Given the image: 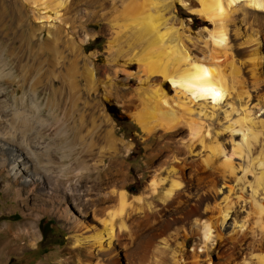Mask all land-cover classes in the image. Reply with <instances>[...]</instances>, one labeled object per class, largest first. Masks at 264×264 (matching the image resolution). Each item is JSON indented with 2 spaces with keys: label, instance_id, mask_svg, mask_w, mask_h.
Listing matches in <instances>:
<instances>
[{
  "label": "rangeland",
  "instance_id": "1",
  "mask_svg": "<svg viewBox=\"0 0 264 264\" xmlns=\"http://www.w3.org/2000/svg\"><path fill=\"white\" fill-rule=\"evenodd\" d=\"M46 1V12L50 19L40 22L36 18L38 13L33 10V0H0V89L4 91L0 94V134H5L3 138L10 134L15 140H20V118L12 110L15 106H21L27 111L26 122L29 124V129L26 128L23 134L29 142H34L32 127L37 128V124L30 118L33 113L30 108L36 105L44 119L43 129L51 135L45 136L43 142L50 148H54L52 142L59 147L51 151L56 169L73 168L82 162L92 178H96L97 173L102 174L103 199H109L111 189H116L125 191L130 199L136 197L144 202H160L172 178V173L168 171L173 164L182 161L186 176L184 180L191 177L192 185H197L204 192L201 212L196 217L198 222L214 223L218 218L217 209L228 208L225 222L222 225L217 223L223 240L231 233L233 224L244 223L243 231L246 233L256 231L249 195L254 188L255 178L262 172L257 163L264 160V94L261 95L264 91H260L259 87L264 86V12L248 9L242 13L237 7L232 14L233 25L229 23L226 26L227 53L231 54L236 65L242 63L240 78L226 77L227 81L233 83L229 94L213 106L207 101V106L202 110L203 101L190 97L192 99L187 105L192 114L183 113L175 105L172 107L181 124L171 129L157 127L146 131L135 120H130L133 118L132 113L140 107V97L144 95L140 89L148 91L152 85L158 84L169 98L173 92L166 80L160 84L159 76L152 75L145 79L143 74L137 73L134 62L124 66L125 59L122 56L126 46L121 35H116L117 25L121 21H115L112 17L115 10H121L123 0H63L59 6L57 4L61 0ZM157 1L161 16L168 19L165 26L177 29L175 35L183 42L193 61L201 59L199 42L205 39L212 26L190 14L178 0ZM54 7L56 15L53 13ZM235 28H238V35L234 34ZM254 33L258 37L257 49L263 72L259 85L252 84L248 74L249 65L245 60L250 50V46L245 43ZM118 52L115 62H112ZM136 52L134 48L131 55ZM122 66L132 75L126 77L116 70ZM91 67L94 68V80L90 83L86 81L85 73ZM222 67L228 74V67ZM115 70L117 73L114 75ZM189 119L207 131L205 143L214 138L221 151L206 167L200 169L192 164L209 156V151L186 135L183 123ZM241 119L257 132L255 146L250 143L248 149L243 147L240 132H237L236 123ZM116 120H126L134 128L117 123ZM55 132L56 136L52 135ZM3 141L6 144L0 148V162L6 166L0 173V228L19 224L25 217L34 216L37 239L31 245L27 236H6L0 231L1 241L10 240V249L0 254V264H75L74 255L69 251L70 227L77 215L74 204L71 199L66 200L69 203L67 206L61 202H49L44 196V193L49 192V185L43 187L30 180L24 172L17 170L20 165L16 167L15 180L19 187H27L28 195L14 196L6 180L11 179V175L7 176L8 150L14 148L5 139L0 143ZM134 147L141 150L139 156H129ZM223 162L228 163V168L223 169ZM29 168L33 169V165H29ZM151 177L164 179L152 195L148 193ZM107 179L116 182V185H107ZM64 180L68 181L66 187L79 186L75 176ZM83 183L88 186L89 179ZM35 190L42 191L44 197H38L37 201L32 199L30 194ZM260 193H256L258 199L262 197ZM38 202L45 204L43 207L48 211L42 212L38 206H34ZM50 205L58 209L54 210ZM113 206L110 203L108 207ZM61 208H66L65 217H60ZM40 221L45 230L44 236L39 228ZM88 223L98 226L92 220ZM179 227L186 226L178 222L169 232ZM152 234H157L156 230H144L140 244H144ZM159 237L154 239L155 244L159 242ZM178 241L182 242L181 251L188 261L194 253L193 249L198 250L201 245L198 237L193 235L185 239L180 237ZM219 245L207 250V257L212 264L228 263L227 257H217ZM16 247L20 249H14ZM200 258L204 259L203 253ZM119 260L124 264L122 255Z\"/></svg>",
  "mask_w": 264,
  "mask_h": 264
},
{
  "label": "bare ground",
  "instance_id": "2",
  "mask_svg": "<svg viewBox=\"0 0 264 264\" xmlns=\"http://www.w3.org/2000/svg\"><path fill=\"white\" fill-rule=\"evenodd\" d=\"M33 1V10L38 13L36 18L40 22H48L50 19V15L46 12L48 2L46 0ZM61 1L57 6L63 3V0ZM178 1L190 14L212 26L211 29H208L205 39L199 42L201 43L199 48L202 50L200 61H193L183 42L177 37L178 35H175L177 29L165 26L168 19H163L161 16L157 0H123L121 10H115L112 16L113 20L121 21V24L117 25L116 35H121L126 46V51L122 56L125 59L124 66L134 62L137 65V73L143 74L145 79L157 75L160 77V84L161 81L166 80L172 88L173 94L170 98L158 84L152 85L148 91L140 89L144 95L142 98L140 97V107L132 113V117L139 127L146 131H152L157 127L171 129L181 124L172 107L175 105L183 113L192 114L190 106L187 105L192 99L190 97L203 101V105L200 107L202 110L207 106V101H210L213 106L229 94L233 83L232 81L230 83V80L227 81L228 78L226 79V77L240 78L239 69L242 63L236 65L230 56L231 54L227 53L226 26L229 23L233 25L232 14L237 7L243 11H241L242 13L247 12L248 9L264 12V0ZM53 10L56 15L55 7ZM233 31L234 34L238 35V28L233 29ZM245 44L250 46V50L245 55V60L249 65V78L253 85H259L262 81L263 72L260 64V53L257 49V33L248 37ZM192 47H194L193 44ZM134 48L137 49V52L131 55ZM118 55L119 52L115 54L112 62H115ZM222 56L223 59H221ZM223 65L228 67V74H225ZM116 70L125 74L126 77L132 75L123 66ZM116 70L114 75L117 73ZM85 79L90 83L93 82L94 68L91 67L86 71ZM259 87L260 91H264V86ZM2 92L4 91L0 89V94ZM30 110L33 112L32 115L30 114V118L37 124V128L32 127V136L35 134L34 142L30 141L33 143L32 145L23 134L26 128L29 129V124L26 122L27 114L25 113L27 111L25 112L21 106H15L12 110L14 115L20 118L18 130L21 133L20 140H15L14 136L9 133L10 136L7 135L5 138H3L5 134H0V142L5 139L9 142L8 145L10 144V147L14 148L8 150L10 158H8L7 176L11 175V179L6 178V180L14 196L19 197L24 193L28 195L27 187H19L15 180V170L20 165L21 167L18 166L17 170L24 172L26 176L31 178L30 180L43 187L46 184L49 185V187L47 186L49 192L44 193L49 202L52 204L57 202L60 204L59 202H61L67 206L69 203L67 204L66 200L71 199L77 215L70 227L72 234L69 237V251L74 255L75 264H121L120 255L124 257V264H202V262L212 264L207 257V250L216 247L218 244L220 245L217 257H227L228 263L226 264H264V160H259L257 163L262 172L259 173L257 179L255 178L254 188L250 190L251 192L249 191L251 193L249 195V207L255 217L253 222L257 230L246 233L243 231L244 223L233 224L231 233L223 240L217 225H222L225 222L229 209H217L218 218L214 223L209 221L200 223L196 220L201 212L204 192H201V188H198L197 185H192L191 177L188 176V180H184L186 176L182 161L173 164L168 171L172 173V178L170 177L169 187L162 194L160 202L152 200L144 202L136 197L130 199L125 191L116 189H111L109 199H103L101 197L102 174L97 173L96 178H92L82 162H78L73 168L69 166L56 169L51 151L58 150L59 147L52 141L54 148H50V145L43 142L45 136L51 135L46 134L43 129L44 119L40 116L36 105H32ZM236 124H238L237 132H240L243 147L248 149L250 143L251 146L252 144L255 146L257 132L252 130V125L251 127L247 126L248 123L246 124L244 119ZM183 126L190 140H195L200 147L209 151V156L196 164H192L193 167L196 169L206 167L221 152L216 140L213 138L205 143L207 131H203V127L194 120L185 121ZM56 134L55 132L52 135L56 136ZM251 140L252 142H250ZM5 144V142L0 143V148H3ZM61 157H65V155ZM148 158H151L150 153ZM29 165H33V169H30ZM5 166L3 162H0V173ZM222 167L223 169L228 168V163L223 162ZM71 176L76 177L77 181L75 182L79 186L66 187L68 181L65 182L64 179L69 180ZM84 179H89L88 186L83 183ZM163 181L164 179L151 177L148 193L152 195L156 186ZM107 183L110 186L116 185V182L110 181V179ZM257 191H260L262 195L259 199L256 194ZM41 192L35 190L30 196L37 201L38 197L43 196ZM68 192L69 197L67 198ZM93 195L96 197L92 198ZM110 203L114 204L112 208L108 207ZM34 206H38L42 212L48 211L47 208L43 207L45 204L38 202ZM50 206L54 210L58 209L53 205ZM65 209L61 208L60 217H65ZM34 220V216H27L21 223L6 225L1 227L0 231L6 236L15 235L18 238L27 236L32 245L37 239ZM89 220L96 222L98 226L88 223ZM178 222L186 227L173 229L170 233L171 228ZM144 230H156L157 234H152L144 244H140V236ZM188 235L198 237L201 243L198 250L193 249L194 253L189 256L190 261L181 251L182 242L178 241L180 237L185 239ZM159 236L165 237L160 238ZM157 237H159V242L155 244L154 239ZM9 244L10 240H0V254L10 247ZM138 244L140 245L138 246ZM202 253L204 259L200 258ZM237 259L239 261H236Z\"/></svg>",
  "mask_w": 264,
  "mask_h": 264
},
{
  "label": "trees",
  "instance_id": "3",
  "mask_svg": "<svg viewBox=\"0 0 264 264\" xmlns=\"http://www.w3.org/2000/svg\"><path fill=\"white\" fill-rule=\"evenodd\" d=\"M192 27H194V25H192ZM117 121V123H120V121L119 120H116ZM126 124H128V125H130L132 128H134V125L133 124H130V123H128V122H126ZM141 154V150L138 148V149H136L135 147L131 150V153H130V155L129 156H131V155H135V156H139ZM42 221H40L39 222V228H40V231L42 232V235L44 236L45 235V230H43V228H42Z\"/></svg>",
  "mask_w": 264,
  "mask_h": 264
},
{
  "label": "flooded vegetation",
  "instance_id": "4",
  "mask_svg": "<svg viewBox=\"0 0 264 264\" xmlns=\"http://www.w3.org/2000/svg\"><path fill=\"white\" fill-rule=\"evenodd\" d=\"M120 121V124H125L126 125V120H119ZM130 135H132L131 133H130Z\"/></svg>",
  "mask_w": 264,
  "mask_h": 264
},
{
  "label": "water",
  "instance_id": "5",
  "mask_svg": "<svg viewBox=\"0 0 264 264\" xmlns=\"http://www.w3.org/2000/svg\"><path fill=\"white\" fill-rule=\"evenodd\" d=\"M130 120H133V118H130Z\"/></svg>",
  "mask_w": 264,
  "mask_h": 264
}]
</instances>
